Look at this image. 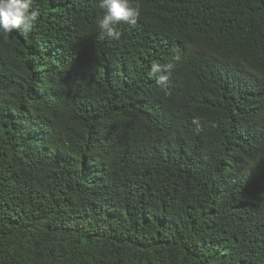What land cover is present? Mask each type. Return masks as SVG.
<instances>
[{"label": "trees", "instance_id": "trees-1", "mask_svg": "<svg viewBox=\"0 0 264 264\" xmlns=\"http://www.w3.org/2000/svg\"><path fill=\"white\" fill-rule=\"evenodd\" d=\"M133 3L0 36V264H264V0Z\"/></svg>", "mask_w": 264, "mask_h": 264}, {"label": "clouds", "instance_id": "clouds-1", "mask_svg": "<svg viewBox=\"0 0 264 264\" xmlns=\"http://www.w3.org/2000/svg\"><path fill=\"white\" fill-rule=\"evenodd\" d=\"M99 7L104 10V14L97 18V24L102 35L119 40L121 23L135 25L141 14L139 3L133 0H100ZM40 11L33 7V0H0V36L7 37L14 30L28 33L38 20ZM179 60V57H176ZM174 64L153 63L150 75L160 72L170 73ZM167 75L159 77V83L165 84Z\"/></svg>", "mask_w": 264, "mask_h": 264}]
</instances>
